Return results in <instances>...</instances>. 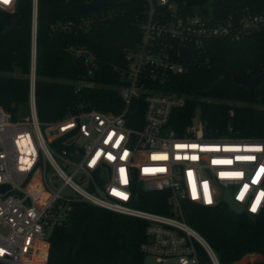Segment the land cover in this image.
I'll return each mask as SVG.
<instances>
[{"label":"built area","instance_id":"2783aa9c","mask_svg":"<svg viewBox=\"0 0 264 264\" xmlns=\"http://www.w3.org/2000/svg\"><path fill=\"white\" fill-rule=\"evenodd\" d=\"M15 2L0 0V8L12 10ZM144 2L141 39L125 49L119 86L126 105L133 96L143 97L139 127L126 124L125 109L78 110L41 126L33 68L28 115L14 120L0 106V186L7 185L0 189V264H44L50 232L67 222L76 200L144 220L140 247L156 264H220L181 217L182 200L213 206L225 190L247 214L264 208V137L207 136L197 114L176 133L168 125L170 113L186 95L163 85L171 73L186 69L179 45L199 49L203 38L230 31L238 38L264 24V10L242 14L232 32L200 10L183 13L170 0ZM31 5L34 39L36 0ZM136 186L168 192L173 215L137 208Z\"/></svg>","mask_w":264,"mask_h":264},{"label":"trees","instance_id":"16d2710c","mask_svg":"<svg viewBox=\"0 0 264 264\" xmlns=\"http://www.w3.org/2000/svg\"><path fill=\"white\" fill-rule=\"evenodd\" d=\"M95 1L36 0L34 39L32 0H16L11 11L0 9V106L12 119L29 113L33 68L34 106L41 126L87 109L113 114L125 109L126 124L140 126L143 97L133 96L126 105L119 86L125 49L141 39L145 2L105 0L107 4L96 11L78 13L79 4ZM170 1L183 13L200 10L212 24H227L232 32L242 14L264 10V0ZM120 39L125 43L117 48ZM187 46L191 59L185 71L171 73L163 84L186 95L184 103L171 110L168 125L179 134L197 114L207 136L264 137V79L250 90L231 78L232 73L251 78L264 70V24L238 38L230 31L203 38L199 49ZM135 195L137 208L173 215L168 192L136 186ZM180 206L185 223L208 243L220 264H264V208L251 219L222 202L203 206L182 200ZM145 224L140 218L76 200L67 222L51 230L44 264H144L146 254L140 245ZM198 251L204 258L202 249ZM245 252L262 258L239 260Z\"/></svg>","mask_w":264,"mask_h":264},{"label":"water","instance_id":"95a60500","mask_svg":"<svg viewBox=\"0 0 264 264\" xmlns=\"http://www.w3.org/2000/svg\"><path fill=\"white\" fill-rule=\"evenodd\" d=\"M105 4H107V2L105 0H97L95 2H88V3H82L79 4L77 6V11L79 14H83V13H87V12H91V11H96L98 10L100 7L104 6ZM7 28L10 27V23H8ZM34 41V40H33ZM125 43L124 39H120L115 43V47L119 48L121 47L123 44ZM178 49V55L179 57L185 62L188 63L191 59V53L189 52V50L182 45H179L177 47ZM221 78V76H220ZM231 78L232 81L235 82L236 84H242L247 86L250 90H252L256 85L259 84L260 81H262L264 79V70L262 72H260L259 74H257L254 77L251 78H244L241 77L235 73L231 74ZM7 188V185H1L0 189L4 190ZM221 201L234 213L238 214L241 212V208L234 202L231 200V198L229 197L227 191H223L222 192V196H221ZM133 204H136V198L133 199ZM249 217L251 219H253V215L249 214Z\"/></svg>","mask_w":264,"mask_h":264},{"label":"rangeland","instance_id":"374dc122","mask_svg":"<svg viewBox=\"0 0 264 264\" xmlns=\"http://www.w3.org/2000/svg\"><path fill=\"white\" fill-rule=\"evenodd\" d=\"M2 9V8H0ZM2 10H6V9H2ZM7 11H11V10H7ZM13 74H17V72L15 71ZM262 258V256L260 254H257V253H253V252H245L243 253V255L240 257L239 260L243 259V258ZM237 260V261H239ZM144 264H156L153 257H150V256H146L145 259H144Z\"/></svg>","mask_w":264,"mask_h":264}]
</instances>
